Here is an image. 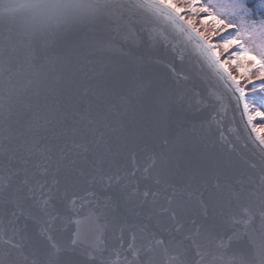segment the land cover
<instances>
[{
    "label": "snow or ice",
    "instance_id": "1",
    "mask_svg": "<svg viewBox=\"0 0 264 264\" xmlns=\"http://www.w3.org/2000/svg\"><path fill=\"white\" fill-rule=\"evenodd\" d=\"M160 20L264 122V0H0V264H264V136L216 139Z\"/></svg>",
    "mask_w": 264,
    "mask_h": 264
},
{
    "label": "water",
    "instance_id": "2",
    "mask_svg": "<svg viewBox=\"0 0 264 264\" xmlns=\"http://www.w3.org/2000/svg\"><path fill=\"white\" fill-rule=\"evenodd\" d=\"M154 29V34L164 40L166 45L170 42L172 47L171 52L167 47L159 48L157 54L166 62L171 61L181 78L187 77L189 87L203 93L206 99L211 97L215 101L216 111L212 116L215 117L213 127L216 130V139L222 142H235L238 148L248 151L245 145H251L258 134L252 132L253 125H248L247 117L242 116L241 111L235 108L234 100L229 104L230 94L224 82L206 66H202L191 45H186L166 21L160 20Z\"/></svg>",
    "mask_w": 264,
    "mask_h": 264
},
{
    "label": "rangeland",
    "instance_id": "3",
    "mask_svg": "<svg viewBox=\"0 0 264 264\" xmlns=\"http://www.w3.org/2000/svg\"><path fill=\"white\" fill-rule=\"evenodd\" d=\"M177 7H179V8L181 9V14H182V15H185V16L189 15V13L186 11V7H185V8H184V7H180L178 4H177ZM200 18H202V16H201ZM197 27H200V25H198V23H197ZM208 27H209V30H210L212 27H214V25L209 24ZM203 30H204V29L201 28V31H203ZM212 42H213V43H218V40L215 39V38H213V41H212ZM221 59H222V56H221ZM228 68H229V70H231L229 66H228ZM237 78L240 79V77H237ZM240 80H241V83L243 84V83H244L243 79H240ZM261 95H264V94H261ZM261 95H257V96H255L254 98H255L258 102H260V103H264V100H261ZM250 110H251V105H250ZM257 119H259V118H257ZM253 122H254V128H257V129H264V122H260V123H258L257 120H254ZM258 134H259V136H264V130H262V131H258Z\"/></svg>",
    "mask_w": 264,
    "mask_h": 264
},
{
    "label": "trees",
    "instance_id": "4",
    "mask_svg": "<svg viewBox=\"0 0 264 264\" xmlns=\"http://www.w3.org/2000/svg\"><path fill=\"white\" fill-rule=\"evenodd\" d=\"M204 2H206V0H204ZM178 5L180 6V7H186V5L185 4H183V3H178ZM189 15H190V13H189ZM202 16V14L200 15V16H197V23H198V21H199V19H200V17ZM198 25H199V23H198ZM220 41H218V43H219ZM229 58V56H228V54H222V60L223 59H228ZM229 67H230V71L233 73V75H235V76H237V77H240V79H242V73H241V71H239V70H237L236 68H235V66L234 65H228Z\"/></svg>",
    "mask_w": 264,
    "mask_h": 264
},
{
    "label": "bare ground",
    "instance_id": "5",
    "mask_svg": "<svg viewBox=\"0 0 264 264\" xmlns=\"http://www.w3.org/2000/svg\"><path fill=\"white\" fill-rule=\"evenodd\" d=\"M258 134V132H256ZM259 135V134H258Z\"/></svg>",
    "mask_w": 264,
    "mask_h": 264
}]
</instances>
